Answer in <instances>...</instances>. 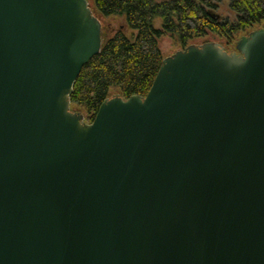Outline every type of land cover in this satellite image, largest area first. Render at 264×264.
I'll return each mask as SVG.
<instances>
[{
	"label": "water",
	"instance_id": "obj_1",
	"mask_svg": "<svg viewBox=\"0 0 264 264\" xmlns=\"http://www.w3.org/2000/svg\"><path fill=\"white\" fill-rule=\"evenodd\" d=\"M88 0H0V264H264V23L71 108Z\"/></svg>",
	"mask_w": 264,
	"mask_h": 264
},
{
	"label": "trees",
	"instance_id": "obj_2",
	"mask_svg": "<svg viewBox=\"0 0 264 264\" xmlns=\"http://www.w3.org/2000/svg\"><path fill=\"white\" fill-rule=\"evenodd\" d=\"M221 1H89L102 28L107 24L104 18L111 16L121 18L122 24L106 35L100 52L82 67L70 96L71 108L91 122L106 98L146 95L166 57L160 46L164 35L181 48L213 35L229 50L228 44L234 47L239 36L264 22V0H227L225 16L218 12Z\"/></svg>",
	"mask_w": 264,
	"mask_h": 264
},
{
	"label": "rangeland",
	"instance_id": "obj_3",
	"mask_svg": "<svg viewBox=\"0 0 264 264\" xmlns=\"http://www.w3.org/2000/svg\"><path fill=\"white\" fill-rule=\"evenodd\" d=\"M89 1H92V0H89ZM218 12L222 15V16H225L227 15V13L229 12V7H228V2L227 0H222L220 2V8L218 10ZM104 21L107 23L106 24V28H102V31H101V35H102V39L104 40L106 35L108 33H110L111 30L115 29L116 27H119L121 24H122V19L119 18V17H114V16H111V17H108V18H104ZM264 23V22H263ZM263 23H261L260 25H262ZM159 25V23L157 24ZM127 32L129 30H126ZM243 35V34H242ZM240 37V36H239ZM238 37V38H239ZM211 39H213L214 41L218 40V38L216 36H213V35H210ZM237 38V39H238ZM210 39V40H211ZM237 41V40H236ZM202 43V42H201ZM236 44V42H235ZM160 46L165 54V56L167 55H170L172 54L173 52H175L176 50L180 49L181 47H179L178 44H176L173 40V38H171L168 34L167 35H164L161 39H160ZM229 49L230 48H235V45L234 47H232L231 45L228 44Z\"/></svg>",
	"mask_w": 264,
	"mask_h": 264
},
{
	"label": "flooded vegetation",
	"instance_id": "obj_4",
	"mask_svg": "<svg viewBox=\"0 0 264 264\" xmlns=\"http://www.w3.org/2000/svg\"><path fill=\"white\" fill-rule=\"evenodd\" d=\"M184 48V47H183ZM229 50H235V48H230Z\"/></svg>",
	"mask_w": 264,
	"mask_h": 264
}]
</instances>
